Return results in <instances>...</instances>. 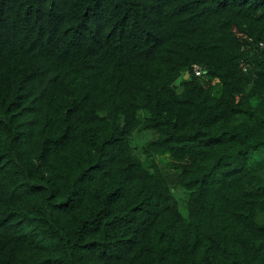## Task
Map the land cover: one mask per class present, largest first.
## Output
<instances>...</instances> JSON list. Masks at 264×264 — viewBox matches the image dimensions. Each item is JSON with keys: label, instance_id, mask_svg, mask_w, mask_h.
I'll return each mask as SVG.
<instances>
[{"label": "trees", "instance_id": "obj_1", "mask_svg": "<svg viewBox=\"0 0 264 264\" xmlns=\"http://www.w3.org/2000/svg\"><path fill=\"white\" fill-rule=\"evenodd\" d=\"M0 264H264V0H0Z\"/></svg>", "mask_w": 264, "mask_h": 264}, {"label": "rangeland", "instance_id": "obj_2", "mask_svg": "<svg viewBox=\"0 0 264 264\" xmlns=\"http://www.w3.org/2000/svg\"><path fill=\"white\" fill-rule=\"evenodd\" d=\"M180 82V80L178 81ZM154 137L153 132L147 131L140 134L136 133L133 137L132 144L138 150H140L149 140ZM161 164V161L159 160ZM162 165V164H161ZM177 194L179 196L180 209L184 214H187V192L183 188H178Z\"/></svg>", "mask_w": 264, "mask_h": 264}, {"label": "built area", "instance_id": "obj_3", "mask_svg": "<svg viewBox=\"0 0 264 264\" xmlns=\"http://www.w3.org/2000/svg\"><path fill=\"white\" fill-rule=\"evenodd\" d=\"M195 68V72H196V74L197 75H199V76H202L206 71L202 68V67H200V66H195L194 67Z\"/></svg>", "mask_w": 264, "mask_h": 264}]
</instances>
